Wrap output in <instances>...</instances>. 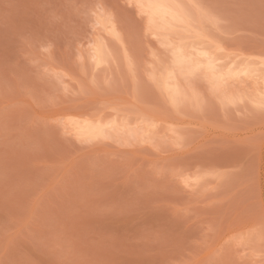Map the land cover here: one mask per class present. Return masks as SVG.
I'll use <instances>...</instances> for the list:
<instances>
[{
  "label": "rangeland",
  "instance_id": "rangeland-1",
  "mask_svg": "<svg viewBox=\"0 0 264 264\" xmlns=\"http://www.w3.org/2000/svg\"><path fill=\"white\" fill-rule=\"evenodd\" d=\"M145 1L0 0V264H264V0Z\"/></svg>",
  "mask_w": 264,
  "mask_h": 264
},
{
  "label": "bare ground",
  "instance_id": "bare-ground-1",
  "mask_svg": "<svg viewBox=\"0 0 264 264\" xmlns=\"http://www.w3.org/2000/svg\"><path fill=\"white\" fill-rule=\"evenodd\" d=\"M165 1V0H164ZM164 1L163 0H147V1H145V3H146V7H147V10L149 11V15H151V17L153 18V17H155V19L157 18V19H159V20H161V21H163V22H166L165 21V18L167 17V20H168V18H170V19H173L175 16H179V14L178 15H175L176 13H177V11H176V13H174L172 10H174V8H176V7H174V8H172V5H170L171 6V8H170V6H168L167 4H165L164 3ZM166 2V1H165ZM144 3V4H145ZM169 3V2H168ZM172 3V2H171ZM145 6V5H144ZM146 7H145V9H146ZM177 9V8H176ZM177 17H175L176 19H177ZM169 21V20H168ZM167 21V22H168ZM171 21V20H170ZM163 22H162V24H163ZM160 23V22H159ZM164 26V25H163ZM173 48H176V46L174 47L173 46ZM184 49V51H185V48H183ZM174 51H176V52H174ZM172 52V51H171ZM173 52H174V57H173V59H172V61L174 60V62L173 63H177V64H182L183 65V63H184V65H186L187 63H190V62H184L186 59H185V57H189V56H191V55H189L187 52V54L189 55V56H184L185 55V52H183L182 51V48L181 47H178L177 46V48L176 49H173ZM197 55H199V54H197ZM207 55V54H206ZM202 56V55H201ZM207 58V57H206ZM185 59V60H184ZM208 59H211V58H208ZM188 60V59H187ZM190 60V59H189ZM188 60V61H189ZM192 60V59H191ZM197 62H199V61H197ZM208 62V65H209V69L211 70V71H209L210 73L212 72V70H213V68H214V65H213V62L214 61H207ZM206 62V63H207ZM195 63V62H194ZM194 63L193 64H191L192 66H195V65H197L198 66V64H195L194 65ZM181 65V66H182ZM183 65V66H184ZM207 65V64H206ZM176 66H178V65H176ZM181 66H179V68H182ZM188 67V66H187ZM185 69V68H184ZM208 69V68H207ZM191 71H193V70H191ZM214 71V73H211L212 75H214L215 74V69L213 70ZM263 79H264V77H263ZM174 87V86H173ZM172 89V88H171ZM176 90V89H175ZM178 90V89H177ZM172 92V91H171ZM86 126V125H85ZM89 127V126H88ZM79 128H83L82 126H80ZM81 129H80V132H81ZM85 130V129H84ZM83 131V130H82ZM90 131H91V129H90ZM84 132H86V131H84ZM87 132H88V128H87ZM82 133V132H81ZM90 133V132H89Z\"/></svg>",
  "mask_w": 264,
  "mask_h": 264
}]
</instances>
